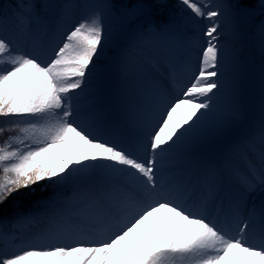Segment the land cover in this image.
<instances>
[{"label":"snow or ice","instance_id":"snow-or-ice-1","mask_svg":"<svg viewBox=\"0 0 264 264\" xmlns=\"http://www.w3.org/2000/svg\"><path fill=\"white\" fill-rule=\"evenodd\" d=\"M179 4L193 35L145 4L0 6V264H264V0Z\"/></svg>","mask_w":264,"mask_h":264},{"label":"rangeland","instance_id":"rangeland-1","mask_svg":"<svg viewBox=\"0 0 264 264\" xmlns=\"http://www.w3.org/2000/svg\"><path fill=\"white\" fill-rule=\"evenodd\" d=\"M35 2L37 4H42L45 2V0H35ZM48 2H53V0H48ZM81 2H85V0H81ZM113 3L121 8H127L129 5H149V17H140V23H144L146 18H151L154 20V18L158 17L157 19L160 21V23L165 22L171 18L176 21L179 31L189 36L194 34V29L191 27L190 22H187V18L191 15V13L189 10H186L179 4V0H167V7L165 8L155 7L157 0H113ZM15 4L16 0H0V6L7 7L9 9H11V7ZM153 10L155 13H153ZM80 18L81 17L78 15L76 17V21L78 22ZM258 22V14L255 20H241L239 22V29L241 31V34L247 37L252 31L253 25ZM108 23L111 26L113 36L123 33L125 24L122 19L113 18ZM114 47L115 44H110L108 48L102 54H100V58L96 61L97 66L100 69L102 78L107 74L106 72L111 67ZM188 51L194 55L198 51V49L195 47H190ZM258 51V47L254 46L251 43L245 42L242 45V49L240 52V60L243 65V76L240 87V103L241 105L244 104L247 110H249L250 114L253 113L254 115L258 113L260 102L259 78L261 63L258 62L257 57L254 54V52ZM181 54H187V52H182ZM178 79L188 84L191 83V81L188 80L185 74L182 72L179 73ZM38 195H41V193L38 192L37 196Z\"/></svg>","mask_w":264,"mask_h":264},{"label":"bare ground","instance_id":"bare-ground-1","mask_svg":"<svg viewBox=\"0 0 264 264\" xmlns=\"http://www.w3.org/2000/svg\"><path fill=\"white\" fill-rule=\"evenodd\" d=\"M254 54L256 55L258 62L261 63L260 52L259 51L258 52H254Z\"/></svg>","mask_w":264,"mask_h":264},{"label":"trees","instance_id":"trees-1","mask_svg":"<svg viewBox=\"0 0 264 264\" xmlns=\"http://www.w3.org/2000/svg\"><path fill=\"white\" fill-rule=\"evenodd\" d=\"M39 196V195H38Z\"/></svg>","mask_w":264,"mask_h":264}]
</instances>
